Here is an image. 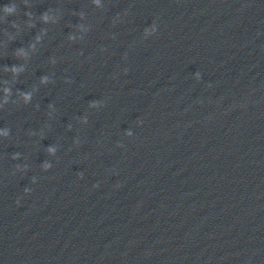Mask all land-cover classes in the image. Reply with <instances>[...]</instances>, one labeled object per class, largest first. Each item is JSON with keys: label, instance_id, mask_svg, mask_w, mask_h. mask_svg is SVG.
<instances>
[{"label": "clouds", "instance_id": "clouds-1", "mask_svg": "<svg viewBox=\"0 0 264 264\" xmlns=\"http://www.w3.org/2000/svg\"><path fill=\"white\" fill-rule=\"evenodd\" d=\"M94 2H96L97 5H98V0H94ZM5 11H6V12H14V11H15V6H13V7H6V8H5ZM42 19L46 22V21L48 20V14L45 13V14L42 16ZM12 26L15 27V24H13ZM156 31H157V25H156V23H153L152 26H151V28H149V29H145V34H146V35H148V34H154ZM37 39H39V37H37ZM11 71H12L13 73H16V72L19 71V69H17L15 66H13V67L11 68ZM195 78H196L197 80H199V79L201 78V74H200L199 72L195 73ZM46 79H47V78H42V82H45ZM6 91H7V89H6ZM24 99H25V101L27 102L28 100L31 99V95H30V94H24ZM91 103H92L93 105L95 104V102H91ZM138 122H139V123H142V121H138ZM5 135H7V133H5ZM127 135L131 136V135H132L131 131H129V132L127 133ZM118 146L122 147L123 145H118ZM47 151H48L49 153H54V152H55V149L52 148V147H49V148L47 149ZM18 156H19V154L16 153V154L13 155L12 158H13V159H16V158H18ZM17 168H19V165H17ZM43 168H44V170L47 171L48 169L51 168V165L48 164L47 162H45V164L43 165ZM80 175H81V178H82V174H80ZM32 182H33V183L36 182V178H35V177L32 178ZM94 187H98V185H94ZM30 191H31V189H29V188H25V189H24V192H25V193H28V192H30Z\"/></svg>", "mask_w": 264, "mask_h": 264}]
</instances>
